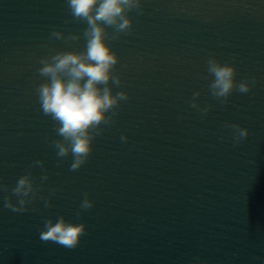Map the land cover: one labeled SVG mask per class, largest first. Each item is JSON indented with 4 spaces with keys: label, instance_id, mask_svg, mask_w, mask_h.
<instances>
[{
    "label": "water",
    "instance_id": "95a60500",
    "mask_svg": "<svg viewBox=\"0 0 264 264\" xmlns=\"http://www.w3.org/2000/svg\"><path fill=\"white\" fill-rule=\"evenodd\" d=\"M124 15L123 31L98 22L117 62L97 87L116 103L73 169L40 70L86 53L88 22L69 0H0V264H264V0H138ZM210 60L233 69L227 96ZM61 218L83 225L73 249L41 239Z\"/></svg>",
    "mask_w": 264,
    "mask_h": 264
},
{
    "label": "clouds",
    "instance_id": "9594fccd",
    "mask_svg": "<svg viewBox=\"0 0 264 264\" xmlns=\"http://www.w3.org/2000/svg\"><path fill=\"white\" fill-rule=\"evenodd\" d=\"M69 4L75 17L88 22L89 28L85 32L88 37L87 51L54 57V64L40 70L41 74L51 77V83L42 85L38 91L44 113L52 114L61 123L59 133L71 141V150L76 158L72 168L76 169L84 163L90 151L87 130L99 124L103 113L116 103V98L110 96L107 88L101 92L97 87L98 84H107L110 68L117 62L103 42L104 29L98 22L116 25L121 31L129 28L130 21L125 17L124 9L137 6L138 0H69ZM208 71L215 76L211 85L214 95L227 96L233 88V69L210 60ZM239 91L247 92L248 88L241 84ZM118 95L121 99L126 98L123 93ZM247 135L246 130L240 131L241 138ZM57 147L60 149L59 155L67 154L68 149L63 144L58 143ZM26 183V179H20L15 191L21 192ZM82 207L91 205L85 200ZM45 227L47 231L41 234V239L51 240L69 249L77 246L79 237L84 233L83 225L67 224L63 218L55 224L48 221Z\"/></svg>",
    "mask_w": 264,
    "mask_h": 264
}]
</instances>
